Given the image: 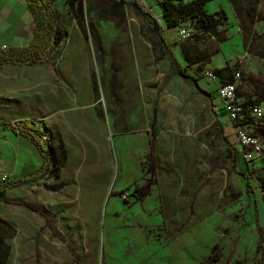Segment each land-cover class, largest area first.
<instances>
[{
	"label": "rangeland",
	"instance_id": "rangeland-1",
	"mask_svg": "<svg viewBox=\"0 0 264 264\" xmlns=\"http://www.w3.org/2000/svg\"><path fill=\"white\" fill-rule=\"evenodd\" d=\"M220 1H208L207 11L222 9ZM227 1L235 11L241 4H254ZM148 5L164 24L160 7ZM84 12L99 104L112 120L123 122L125 153L120 159L113 156L110 187L96 209L63 192L51 204L39 200L37 186L11 189L7 202H0V216L16 231L7 240L8 264H227L233 243L229 264H264V191L259 185L264 180V141L262 155L253 162L235 158L228 143L231 129L216 122L222 110L195 85L212 92L219 85L199 80L201 70L227 68L221 78L239 69L246 78L264 75V35L253 30L245 11L235 20L229 8L224 42L205 36L194 43L191 36L172 37L174 30H168L178 63L193 78L185 80L161 50L152 54L144 40L147 35L156 38L149 17L129 5L115 9L108 0H84ZM231 22L239 23L242 38L227 32ZM182 29L191 35L194 25ZM137 42L147 50L144 70L155 69L144 84L127 69V53ZM183 46L192 54H206V61L189 65ZM244 53L249 56L240 61ZM138 118L141 123L135 124ZM8 152L0 139L2 160ZM242 173L249 174V187Z\"/></svg>",
	"mask_w": 264,
	"mask_h": 264
},
{
	"label": "crops",
	"instance_id": "crops-1",
	"mask_svg": "<svg viewBox=\"0 0 264 264\" xmlns=\"http://www.w3.org/2000/svg\"><path fill=\"white\" fill-rule=\"evenodd\" d=\"M146 1L152 6L155 5L154 0ZM224 1L221 0L218 6L222 7L227 16L229 8L235 20H238L242 11H245L247 16L249 8H256L257 15L264 16V0H254V4L247 8L241 4L236 7L239 8L238 11H235L233 2ZM111 4L113 5L112 2ZM207 4L208 2L206 6ZM52 10L58 16L61 25L67 29L68 36L48 64L0 65V115L11 122L20 120L36 122L52 136V144L55 148L58 146L63 148L66 159L58 173L51 174L53 165L51 159L44 160L38 148L26 138L0 128V139L9 148L6 161L2 160L0 155V177L6 176L7 179L12 180L23 178L45 163V169L37 176H33L39 189L40 201L45 200L53 204L55 196L63 192L65 196L75 195L76 202H90L92 209H96L104 202L110 187L113 156L115 159L116 157L120 159L125 153V140H123L125 128L121 120H112L105 108L99 104L95 82V58L89 40L87 22V31L84 34L66 0L55 1ZM251 25L254 31L264 35V20ZM240 27L239 23L231 22L227 32L232 36L239 34L242 38ZM34 29L35 20L28 9L27 0H0V47L7 46L8 49L26 47L32 40ZM168 30H174L171 36L177 34V37L180 29L171 28L164 31L165 38L172 44L173 49L175 41L170 40V36H166ZM179 37L177 40H180ZM144 40L151 47L152 54H157L161 50L169 58L157 36L155 38L153 35H147ZM127 55L129 57L127 69L136 72L139 80L144 84L145 80L155 73V69L144 70V63L148 59L145 46L137 42ZM248 56L244 53L240 61ZM237 71L241 73L240 69ZM241 75L243 84L238 90L240 101L264 106V75L250 77L247 74V78L243 73ZM198 86L212 95L211 100L215 104V109L222 110L216 115L217 124L225 130L230 128L233 133L231 122L215 91L212 92L200 84ZM138 96L140 95L134 86L133 99L136 104H138ZM161 97L164 98L165 93ZM137 106L141 110L140 105ZM148 112L145 111L146 114ZM227 121L228 127L225 125ZM134 122L141 123V119H135ZM155 122L154 115L151 123L155 124ZM200 126L203 130V124L200 123ZM232 137L233 134L229 136V146ZM232 155L235 158L238 156L235 155V151ZM65 201L70 203L69 199Z\"/></svg>",
	"mask_w": 264,
	"mask_h": 264
},
{
	"label": "trees",
	"instance_id": "trees-1",
	"mask_svg": "<svg viewBox=\"0 0 264 264\" xmlns=\"http://www.w3.org/2000/svg\"><path fill=\"white\" fill-rule=\"evenodd\" d=\"M57 0H27L28 9L35 20V29L30 43L24 48H9L5 51L0 50V65L4 64H25L28 66H40L51 62L62 44L65 42L68 31L64 28L58 20V16L52 10L53 3ZM69 9L76 19L79 27L84 34L87 31L86 17L84 12V0H66ZM113 3L115 9L129 5L138 13L149 17L152 22L153 32L159 38V41L166 49V53L170 58L171 64L176 70V73L185 80L193 79L186 73V69L182 67L176 57L174 56L172 44H170L164 35L165 29L179 28L181 29L187 24L194 25V32L190 35L194 43L201 42L205 36H212L219 42L227 40L226 32L224 29L225 23L228 20L227 14L223 9H219L213 13H209L206 9V3L211 0H154L155 4L161 9V17L164 24L159 21V17L151 12V8L146 0H109ZM247 17L252 23L263 21L264 16H259L254 8L247 10ZM90 28L93 27L90 25ZM182 53L184 59L189 65L204 63L207 59L206 54H192L189 47L183 46ZM227 68H222L214 72L217 81L220 84L231 83L234 80L235 72L229 75H222ZM204 70H201L202 72ZM199 72V73H200ZM197 81V80H194ZM196 87L202 92L211 97L210 93L200 89L197 83ZM212 98V97H211ZM253 103L243 102L245 113L248 115ZM0 128L20 135L31 143H33L39 150L44 160H52L53 165L51 174H57L66 159L65 151L61 146L54 147L52 144V136L50 135L48 147L45 150L40 144L35 135H42L48 132L37 125L36 122L28 120H20L11 122L10 120L0 117ZM42 131H41V129ZM264 136V132H263ZM224 141L227 142V137L223 135ZM236 155V152H235ZM46 167L44 163L39 169L35 170L32 174L23 178L15 180L7 179L0 182V202H7V193L14 188L24 185L37 186V182L33 180V176L40 174ZM246 180V187H249V174H240ZM261 189L264 191V180L259 182ZM26 207L33 211L35 210L30 204H25ZM15 228L5 219L0 216V264H8L11 248L7 240L15 235ZM235 243L232 244L229 250V257L226 261L230 263V256L234 253Z\"/></svg>",
	"mask_w": 264,
	"mask_h": 264
},
{
	"label": "built area",
	"instance_id": "built-area-1",
	"mask_svg": "<svg viewBox=\"0 0 264 264\" xmlns=\"http://www.w3.org/2000/svg\"><path fill=\"white\" fill-rule=\"evenodd\" d=\"M179 35L184 39L189 37L190 33L182 29L179 31ZM7 49V46L0 47L2 51ZM198 79L209 83L210 81L217 80V77L212 70H204L199 73ZM242 84V75L237 71L231 83H219L215 89V95L223 104V110L233 128L234 142H231L233 150L237 155L242 157L245 163H251L259 158L263 152L264 106L261 104L254 105L250 108L249 114L247 115L243 107V102L238 97V90ZM35 136L46 150L50 134L44 132L42 135ZM2 180H7V177L4 176ZM123 198H125V195H123Z\"/></svg>",
	"mask_w": 264,
	"mask_h": 264
}]
</instances>
